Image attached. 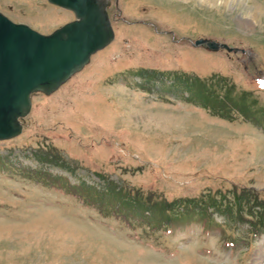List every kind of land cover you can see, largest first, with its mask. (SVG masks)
<instances>
[{
  "label": "rangeland",
  "instance_id": "rangeland-1",
  "mask_svg": "<svg viewBox=\"0 0 264 264\" xmlns=\"http://www.w3.org/2000/svg\"><path fill=\"white\" fill-rule=\"evenodd\" d=\"M0 11L46 34L75 19ZM108 11L114 40L0 141V264H264V0ZM206 89L240 111L204 107Z\"/></svg>",
  "mask_w": 264,
  "mask_h": 264
},
{
  "label": "water",
  "instance_id": "water-1",
  "mask_svg": "<svg viewBox=\"0 0 264 264\" xmlns=\"http://www.w3.org/2000/svg\"><path fill=\"white\" fill-rule=\"evenodd\" d=\"M48 1L73 11L76 19L44 34L0 11V141L22 133L34 93L55 92L114 40L109 0ZM194 45L239 51L203 37Z\"/></svg>",
  "mask_w": 264,
  "mask_h": 264
},
{
  "label": "trees",
  "instance_id": "trees-1",
  "mask_svg": "<svg viewBox=\"0 0 264 264\" xmlns=\"http://www.w3.org/2000/svg\"><path fill=\"white\" fill-rule=\"evenodd\" d=\"M205 92L209 93V91L207 89L205 90ZM202 96H204L205 97L204 99L207 100L202 105H204V107L213 109L214 112H217V113L219 112V113H221L223 115L224 114L228 115L230 113L233 114V112L235 113L236 110L240 111L239 108H237L236 104H233V103L232 104L231 103L227 104V103H224L223 101L218 102L215 98L212 97L213 94L209 93V96H206L205 94L202 93ZM216 105H219V107L218 106L216 107Z\"/></svg>",
  "mask_w": 264,
  "mask_h": 264
},
{
  "label": "snow or ice",
  "instance_id": "snow-or-ice-1",
  "mask_svg": "<svg viewBox=\"0 0 264 264\" xmlns=\"http://www.w3.org/2000/svg\"><path fill=\"white\" fill-rule=\"evenodd\" d=\"M260 83H261V86L264 87V81H261Z\"/></svg>",
  "mask_w": 264,
  "mask_h": 264
},
{
  "label": "bare ground",
  "instance_id": "bare-ground-1",
  "mask_svg": "<svg viewBox=\"0 0 264 264\" xmlns=\"http://www.w3.org/2000/svg\"><path fill=\"white\" fill-rule=\"evenodd\" d=\"M256 264H258V263H256Z\"/></svg>",
  "mask_w": 264,
  "mask_h": 264
}]
</instances>
